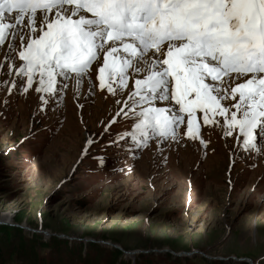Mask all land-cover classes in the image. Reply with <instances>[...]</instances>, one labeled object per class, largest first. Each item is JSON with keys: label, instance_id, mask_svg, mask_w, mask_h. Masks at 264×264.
<instances>
[{"label": "rangeland", "instance_id": "obj_1", "mask_svg": "<svg viewBox=\"0 0 264 264\" xmlns=\"http://www.w3.org/2000/svg\"><path fill=\"white\" fill-rule=\"evenodd\" d=\"M93 67L53 93L36 92L39 74L0 84V264H264V148L201 112L189 135L186 120L175 138L134 142L137 77L101 88ZM125 130L123 149L104 147Z\"/></svg>", "mask_w": 264, "mask_h": 264}, {"label": "snow or ice", "instance_id": "obj_2", "mask_svg": "<svg viewBox=\"0 0 264 264\" xmlns=\"http://www.w3.org/2000/svg\"><path fill=\"white\" fill-rule=\"evenodd\" d=\"M0 50V84L10 93L24 85L20 77L32 87L37 74L36 92L53 93L58 77L82 78L104 50L100 72L108 68L121 88L129 73L137 77L125 101L134 142L139 134L146 143L149 131L175 138L184 113L189 135L199 110L205 124L223 116L225 135L238 129L245 149L264 148V0H0ZM229 94L235 102L226 107ZM129 134L104 147L123 149L118 141Z\"/></svg>", "mask_w": 264, "mask_h": 264}, {"label": "bare ground", "instance_id": "obj_3", "mask_svg": "<svg viewBox=\"0 0 264 264\" xmlns=\"http://www.w3.org/2000/svg\"><path fill=\"white\" fill-rule=\"evenodd\" d=\"M26 25V22L25 23H23L22 24V26H21V29L24 27ZM30 35H31V33H30ZM106 50V49H105ZM103 51L104 50H101V52H100V54L98 55V57H97V60L96 61H94L93 63H92V65H91V67H90V69H89V71H91L94 67L93 66H98V64H100L101 66L103 65ZM162 58V57H161ZM111 60H112V57H111V55L109 56V65L111 64ZM105 70L107 71V72H100L99 71V73H98V76H104L105 77V82H107L108 80H110V76H109V74H108V68H105ZM118 74V73H117ZM72 76H70V77H74V76H76L75 74H71ZM84 76H86V75H84ZM59 78V77H58ZM58 78H57V83L59 82L58 81ZM68 82V81H67ZM240 81H236V83H239ZM63 84V83H62ZM61 84V85H62ZM70 83L68 82V84H64L63 85V87L62 88H67V87H69L68 85H69ZM13 86H14V84H13ZM57 87V86H56ZM58 89H61V88H58L57 87V90ZM56 90V91H57ZM58 94V93H57ZM63 94V93H62ZM223 103V102H222ZM228 103H229V101L227 100L225 103H224V105L226 104V106H228ZM157 106H162L159 102H157ZM197 113H200V111L199 110H197V112H196V114ZM195 114V115H196ZM183 116H184V119L182 120V122L181 123H179V125L177 126V128H179V129H183V127H184V123H185V121L187 120V114L186 113H184L183 114ZM88 147V146H87ZM86 148V147H85ZM12 221V218H11V216L9 215V216H7L6 218H5V220L4 221H2V222H4V223H9V222H11Z\"/></svg>", "mask_w": 264, "mask_h": 264}]
</instances>
